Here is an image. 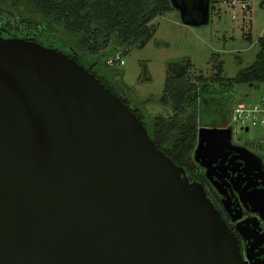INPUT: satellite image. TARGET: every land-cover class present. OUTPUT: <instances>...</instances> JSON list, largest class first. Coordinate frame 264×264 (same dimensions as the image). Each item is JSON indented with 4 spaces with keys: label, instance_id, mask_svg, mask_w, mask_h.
I'll list each match as a JSON object with an SVG mask.
<instances>
[{
    "label": "water",
    "instance_id": "1",
    "mask_svg": "<svg viewBox=\"0 0 264 264\" xmlns=\"http://www.w3.org/2000/svg\"><path fill=\"white\" fill-rule=\"evenodd\" d=\"M212 1L170 4L201 27ZM231 139L200 127L194 162L212 166L201 152ZM0 264L246 262L202 184L118 95L74 55L0 33Z\"/></svg>",
    "mask_w": 264,
    "mask_h": 264
},
{
    "label": "trees",
    "instance_id": "2",
    "mask_svg": "<svg viewBox=\"0 0 264 264\" xmlns=\"http://www.w3.org/2000/svg\"><path fill=\"white\" fill-rule=\"evenodd\" d=\"M0 2V33L3 37L37 41L45 46L44 39L62 40L71 46L80 64L93 73L125 103L144 123L148 134L158 149L162 150L178 166L186 167L192 161L197 132L202 127L200 108L214 101L215 86L199 77L190 82L186 72L191 68L187 59L172 63L177 71L179 64L185 71L171 74L167 70L163 95L158 100L148 99L134 103L122 89L111 82L92 58L99 57L110 46L124 52L133 46L143 48L153 37L156 28L152 22L164 13L174 11L170 0H4ZM11 1V4H6ZM22 2L36 19L13 8ZM56 25L63 33L75 40L70 43L52 27ZM259 51L254 62L241 69L232 79L233 84L264 83V35L257 40ZM50 47H53L50 45ZM83 60V62H81ZM218 75L222 73L219 64ZM171 70V71H172ZM219 80V79H218ZM156 103L171 110L150 118L142 106ZM166 112V111H165ZM229 115L222 116L214 127L229 126Z\"/></svg>",
    "mask_w": 264,
    "mask_h": 264
},
{
    "label": "rangeland",
    "instance_id": "3",
    "mask_svg": "<svg viewBox=\"0 0 264 264\" xmlns=\"http://www.w3.org/2000/svg\"><path fill=\"white\" fill-rule=\"evenodd\" d=\"M6 4L10 5L11 1H6ZM13 8L32 18H42L29 11L21 1ZM152 25L156 31L143 48L133 46L124 52L112 45L91 60L98 63L100 70L122 89L123 94L139 103L148 99L158 100L164 92L167 70L171 74H180L185 71L184 66L179 64V69L173 71L172 63L187 59L192 65L186 72L189 81L202 77L216 88L214 101L204 103L200 108L202 127L212 128L219 124L222 116L229 115L232 141L264 146V127L242 130L232 116L237 103L253 102L264 95V83H232L241 69L254 62L259 51L257 40L264 35V0L214 1L210 6L209 23L201 27L182 24L176 10L158 16ZM52 27L75 44V40L63 33L60 27L53 24ZM43 43L73 55L71 46L62 40L44 39ZM118 58L124 63L120 64ZM109 61L113 64L110 65ZM81 62L86 65L83 60ZM219 64L223 70L218 75ZM141 108L150 118L171 114L170 109L165 108V112L163 107L153 102Z\"/></svg>",
    "mask_w": 264,
    "mask_h": 264
},
{
    "label": "flooded vegetation",
    "instance_id": "4",
    "mask_svg": "<svg viewBox=\"0 0 264 264\" xmlns=\"http://www.w3.org/2000/svg\"><path fill=\"white\" fill-rule=\"evenodd\" d=\"M194 150L192 161L183 167L189 180L202 184L246 264H264V146L231 140L229 147L214 148L210 155L202 151L212 162L208 168L194 162Z\"/></svg>",
    "mask_w": 264,
    "mask_h": 264
},
{
    "label": "built area",
    "instance_id": "5",
    "mask_svg": "<svg viewBox=\"0 0 264 264\" xmlns=\"http://www.w3.org/2000/svg\"><path fill=\"white\" fill-rule=\"evenodd\" d=\"M119 59V58H118ZM120 64H123V60ZM110 65L113 61L108 62ZM234 120L240 124L242 130H249L252 127H264V95L253 102H239L233 110Z\"/></svg>",
    "mask_w": 264,
    "mask_h": 264
}]
</instances>
